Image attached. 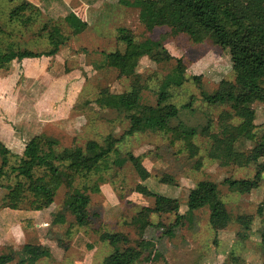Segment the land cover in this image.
<instances>
[{
  "label": "rangeland",
  "instance_id": "rangeland-1",
  "mask_svg": "<svg viewBox=\"0 0 264 264\" xmlns=\"http://www.w3.org/2000/svg\"><path fill=\"white\" fill-rule=\"evenodd\" d=\"M20 1L0 0V25L6 30V34L0 32L2 48L4 42H10L15 49L47 52L53 45L44 27L49 30L56 26L64 37L55 54L41 55L27 64V70H37L41 79L23 77L22 65L16 67L14 74L16 83L24 82H20L21 89L18 87L15 99L35 112L40 108L41 114L35 119L40 122L41 132L57 139L58 151L83 146L90 139L103 145L108 134L118 137L128 125L126 116L133 111H115L93 102L102 87L120 92L130 86L132 76L120 75L115 68L107 66L101 52L124 49V43L116 36L119 26L130 28L137 41L146 37L159 40L173 56L167 62H155L146 55L139 58L135 72L144 84L142 103H155L164 76L172 72L176 58L182 60L183 80L166 89L165 103L178 109L170 122L172 127L181 124L197 130L191 137L197 151L190 155L185 141L175 139L166 130L136 132L124 137L116 144L117 151L132 152L139 157L149 176L141 181L130 163L121 167L112 164L113 156L95 172L76 174L72 186L83 190L89 199V219L85 225H78L63 206L70 189L65 183L54 190L53 201L47 207L37 210L27 208L28 200L16 209L4 207L6 187L0 186V254L12 253L18 259L23 244L30 242L42 244L46 252L34 264H103L112 246L100 240L99 233L107 232L121 233L127 238L126 243L136 248H140V240L148 243L139 249L140 257L134 264H264L261 242L264 170L257 186L248 192L231 188L226 179L253 178L257 163L242 167L219 165L208 156L209 138L199 133L203 126L209 132H216L218 114L230 108L227 103H208L203 99L214 93L221 79L234 80L228 50L209 38L194 42L186 33L167 25L146 30L138 19V8L122 0H98L105 4L102 9H107L104 23L87 26L79 34H72L66 24L64 16L69 8L61 0H31L35 9H27L25 13L30 14V20L22 23L14 18L8 22V11ZM1 99L0 107L4 111L16 105L8 94ZM240 112L252 117L255 138L239 141L237 147L254 150L261 162L264 151L256 143L264 127V103L254 102ZM232 121L238 123L239 118ZM15 162L11 156L5 169ZM202 179L217 184L219 197L230 214L228 224L212 227L207 221V208H201L184 217L173 228V234L167 235L165 229L176 221L175 215L187 213L189 190ZM13 181L12 176L1 180L3 185ZM138 182L146 185L152 195L135 191ZM142 206L156 212L150 213V224L140 232L136 217ZM239 215L248 217V224L240 225L236 220ZM8 264H16V260Z\"/></svg>",
  "mask_w": 264,
  "mask_h": 264
},
{
  "label": "trees",
  "instance_id": "trees-1",
  "mask_svg": "<svg viewBox=\"0 0 264 264\" xmlns=\"http://www.w3.org/2000/svg\"><path fill=\"white\" fill-rule=\"evenodd\" d=\"M122 3L138 8V19L146 30L167 25L186 33L194 42L209 38L228 50L234 80L221 79L214 93L204 96L203 99L208 103H227L230 108L218 114L216 132H209L203 126L199 133L209 138L208 156L219 165L242 167L257 163L253 178L226 179L231 188L248 192L257 186L264 170V160L258 162L259 157L254 150L238 149L237 144L239 141L255 138L252 117L243 115L240 109L254 102L264 103V0H122ZM27 9L35 8L30 1L21 0L8 11V22L14 18L22 23L30 20V14H25ZM64 20L72 34H79L87 28V22L74 12H68ZM43 29L47 31V38L53 45L49 51L15 49L13 43L4 42L3 48L0 45V69L7 67L14 59L55 54L64 37L56 26L49 30L46 27ZM116 31L117 39L124 43V49L101 51L103 60L120 75L132 76L130 86L128 90L120 92H112L108 87H102L93 102L99 107L115 111H133L126 116V129L118 137L108 134L103 145L90 139L83 146L75 145L60 151L56 148V138L40 132L25 143L21 155L12 153L0 141V186L6 187L3 195L4 207L16 209L26 203V200L30 205L27 207L29 209L47 207L53 201L54 190L65 183L70 189L63 200V206L74 216L78 225H85L89 219V199L83 190L72 186L76 174L95 172L113 156L110 161L112 164L121 167L130 163L141 181L149 176V171L139 157L132 152L121 154L117 151L116 144L124 137L136 132L171 131L175 139L182 138L185 141L190 155L196 154L197 148L191 142V137L197 130L181 124L172 127L170 122L177 115L178 109L165 103L166 89L170 85L180 84L183 80L185 67L182 60L176 58L172 72L164 76L156 92L155 103H142L141 92L144 84L141 83L140 75L135 72L139 58L146 55L155 62H167L173 56L159 40L146 37L137 41L132 30L126 26H119ZM0 32L6 34L2 25ZM234 117L239 118L238 123L232 121ZM256 145L264 151V127ZM11 156H14L16 162L6 170ZM35 172L40 175L32 176ZM6 176L14 178L12 184H2L1 180ZM133 189L141 194L152 195L147 186L140 182ZM187 206V213H177L176 221L167 226V235L171 236L173 228L196 209L207 208V221L212 227L226 226L230 220V214L219 197L217 184L208 179L199 180L189 190ZM151 212L156 210L148 206H142L137 212L136 222L140 232L150 224L148 217ZM236 220L245 226L249 218L239 215ZM99 239L112 246L110 254L103 258V264H134L140 257L139 249L148 244L140 240V248H136L127 244V238L121 233L100 232ZM261 242L264 244V229L261 232ZM45 255L42 244L27 242L23 244L18 259L12 253L0 254V264L15 260L16 264H34Z\"/></svg>",
  "mask_w": 264,
  "mask_h": 264
},
{
  "label": "crops",
  "instance_id": "crops-1",
  "mask_svg": "<svg viewBox=\"0 0 264 264\" xmlns=\"http://www.w3.org/2000/svg\"><path fill=\"white\" fill-rule=\"evenodd\" d=\"M61 2L69 8V12H74L80 19L86 21L88 27L101 25L105 21L104 16L107 9H102L103 6H105L104 2L103 4L98 0H61ZM40 57L41 56L24 57L20 60L14 59L10 62L12 64H8V70H5V68L0 69V102L2 101L1 97L8 94V98L10 97L11 102L13 104L14 102L16 103V105L10 106L7 111H4L0 107V141L12 153L17 155H21L25 143L34 135L39 134L42 130L39 126V120L35 119L39 113L41 114L40 108H37L35 112L33 108H29V106L24 104H19L17 102L18 100L15 99L14 95L18 91V87L21 89L20 85L24 82L20 80V82L22 81L21 84L20 82L16 83L17 77L14 76V74L17 71L16 67L22 65L23 77L30 76L40 78L37 70H27V64L32 63V61H37V58ZM24 81H26V78H24ZM15 231L17 232V229Z\"/></svg>",
  "mask_w": 264,
  "mask_h": 264
}]
</instances>
